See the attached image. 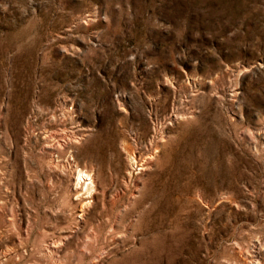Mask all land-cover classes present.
Listing matches in <instances>:
<instances>
[{"label":"rangeland","instance_id":"rangeland-1","mask_svg":"<svg viewBox=\"0 0 264 264\" xmlns=\"http://www.w3.org/2000/svg\"><path fill=\"white\" fill-rule=\"evenodd\" d=\"M256 243L264 0H0V264H249Z\"/></svg>","mask_w":264,"mask_h":264},{"label":"bare ground","instance_id":"bare-ground-1","mask_svg":"<svg viewBox=\"0 0 264 264\" xmlns=\"http://www.w3.org/2000/svg\"><path fill=\"white\" fill-rule=\"evenodd\" d=\"M183 116L184 115H182L181 113L175 112V114L173 115V118H174V120H177V119H181ZM78 136H80V135L78 134ZM78 136H76L75 133L68 134L67 132H62L61 134H59L58 136H56L54 139H52V141L54 143L51 146H49V147L52 148V149H63V148L69 147L70 145H72V143H76L77 140L80 139ZM163 138H164V136H161V139H163ZM157 148L158 147H156V149ZM156 151L157 150H155V152ZM151 158H152V156L149 155L145 159L140 160L141 161V165L146 167L147 166L146 165L147 161L149 159H151ZM129 159H130L129 160L130 161L129 162L130 163V167H129L130 169H132L133 166H137L136 165L137 163H136L133 155L131 157H129ZM68 165H69V168L71 169V172L70 173L72 174V180H73V182H75L74 185L78 186L80 184V188L82 186H84V190L91 189V191H93L94 190V187H95L93 173L92 172H89L87 170H83V169L79 168L78 165L75 164V163H72L71 164V163L68 162ZM53 168L55 170L57 169V167L55 165L53 166ZM140 169L141 168H139V170ZM128 175H131V172L128 173ZM88 194H90V193L88 192ZM60 245L61 244H58L56 242L53 243L52 245H49V246L46 245V247L48 246L47 247L48 249L45 248L46 249V253L48 255H51V254H56L57 255L58 252H59ZM263 248H264V246L260 245L259 243H256V246H254V249L255 250L250 255H249V253L247 254V255H249V262H248L249 264H258L259 263L258 260H259V258L262 257V251L264 250Z\"/></svg>","mask_w":264,"mask_h":264}]
</instances>
